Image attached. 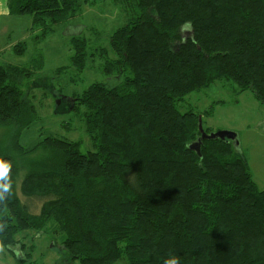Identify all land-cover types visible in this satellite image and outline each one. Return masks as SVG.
<instances>
[{"label": "trees", "instance_id": "obj_1", "mask_svg": "<svg viewBox=\"0 0 264 264\" xmlns=\"http://www.w3.org/2000/svg\"><path fill=\"white\" fill-rule=\"evenodd\" d=\"M81 1L94 3L6 2L9 14L31 17L41 42L59 25L71 28ZM114 1L124 24L91 55L119 82L92 83L75 98L94 150L54 136L21 145L22 129L37 117L23 87L42 61L0 64V128L12 130L0 146L11 165L10 192L0 189V245L15 264H36L33 244L17 238L29 231L52 236L65 264H164L170 254L178 264H264V189L231 140H203L200 154L191 148L208 110L178 108L221 80L264 103V0ZM71 43L69 66L81 72L85 38ZM16 44L24 53V41ZM31 198H40L37 211Z\"/></svg>", "mask_w": 264, "mask_h": 264}, {"label": "rangeland", "instance_id": "obj_2", "mask_svg": "<svg viewBox=\"0 0 264 264\" xmlns=\"http://www.w3.org/2000/svg\"><path fill=\"white\" fill-rule=\"evenodd\" d=\"M93 1L92 4L81 1L79 14L70 21L71 28L59 25L44 40L36 42L34 37L38 31L31 30V17L3 13L7 4L6 0H0V64L23 65L38 59L42 61L41 68L33 70L34 73L23 87L24 94L34 104L37 114L36 119L19 135V143L25 147L37 144L45 136H54L77 141L82 153L94 150L85 131V109L81 105L74 109L75 98L92 83L114 86L119 82L118 77L104 73L102 59L91 53L109 47L112 33L124 24V15L123 9L114 0ZM183 34H189L188 27L183 29ZM74 35L85 38L89 55L81 72L69 66L73 53L71 37ZM19 41H24L26 45L22 54L13 51V46ZM58 67L64 68L61 71L57 70ZM178 108L182 112L188 109L197 112L208 110L202 116V126L209 132L219 129L234 131L240 147L235 146L236 150L240 149L244 155L257 187L264 189V103L251 90L238 92L235 83L221 80L191 92L178 102ZM11 133L12 130L7 127L0 128V146L4 147ZM25 161L21 157L17 160L20 175L26 171ZM27 200L32 210L37 211L40 198ZM17 238L26 245L33 244L29 253L36 264H65L62 252L52 236L29 231L19 234ZM0 247L1 263L15 264L14 257L2 245ZM13 249L21 256L19 244ZM71 264H79V261L75 260Z\"/></svg>", "mask_w": 264, "mask_h": 264}, {"label": "water", "instance_id": "obj_3", "mask_svg": "<svg viewBox=\"0 0 264 264\" xmlns=\"http://www.w3.org/2000/svg\"><path fill=\"white\" fill-rule=\"evenodd\" d=\"M185 41V39H184ZM198 129H199V136L197 138V141L193 144L191 148L195 149L198 154H200L199 147L203 140H209L213 138H220V139H226V140H233L235 143V146L239 147V141L237 139V134L234 131L231 130H225V129H219L211 132H206L202 127V119L201 116L198 118Z\"/></svg>", "mask_w": 264, "mask_h": 264}, {"label": "clouds", "instance_id": "obj_4", "mask_svg": "<svg viewBox=\"0 0 264 264\" xmlns=\"http://www.w3.org/2000/svg\"><path fill=\"white\" fill-rule=\"evenodd\" d=\"M11 165L3 160H0V189H3L4 192H10L11 185L8 182L9 172ZM2 250V247H0ZM164 264H178V259L175 256L164 261Z\"/></svg>", "mask_w": 264, "mask_h": 264}, {"label": "crops", "instance_id": "obj_5", "mask_svg": "<svg viewBox=\"0 0 264 264\" xmlns=\"http://www.w3.org/2000/svg\"><path fill=\"white\" fill-rule=\"evenodd\" d=\"M7 1V0H6ZM3 2V1H2ZM1 3V2H0ZM6 4H7V2H6ZM2 12L4 13V12H8V8H7V6L4 8V10H2ZM9 13V12H8Z\"/></svg>", "mask_w": 264, "mask_h": 264}]
</instances>
